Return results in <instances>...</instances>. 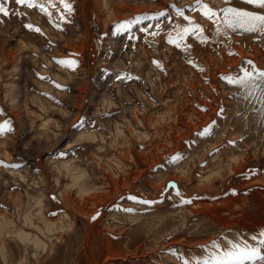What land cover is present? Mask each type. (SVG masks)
I'll list each match as a JSON object with an SVG mask.
<instances>
[{"label":"rangeland","instance_id":"rangeland-1","mask_svg":"<svg viewBox=\"0 0 264 264\" xmlns=\"http://www.w3.org/2000/svg\"><path fill=\"white\" fill-rule=\"evenodd\" d=\"M67 2L72 6L71 14L64 8L61 0H37V4H42L47 12L41 11L40 7L29 8L25 5L16 4L14 0H8L4 6L8 9L9 16L0 14V126L7 123L12 128V131H6L3 136H0V218L5 217V219L14 221L16 225L24 229H30L29 225L24 224V216L21 215L24 207L27 210L28 197L25 195L27 189L24 183H21L20 177L21 175H35L36 186H39L37 189H43L40 191V196L43 194V201L46 202L41 214L37 213V211L41 210L39 206L32 207L31 212L33 211L34 213H32L36 215H32L35 219L34 224L36 227H45V223L48 225L49 221H58L66 210L81 214L79 217L72 218V229L69 231L63 232L52 228L55 234L53 238L56 239L58 237L61 239L64 237L65 242L58 244L53 239L51 245L56 246V253L49 259L47 257L49 254H46V260L43 264H50L51 260L60 259L67 247V241L71 243V246L75 247L81 239H84L88 229L86 222L81 218L84 215L88 216V224H91V230L97 237L96 241H99L102 246L103 255L95 264H185V261H187V264H197V261L209 258L212 253L220 254L230 249L229 242L240 244L242 247L247 244L250 248L261 249L262 254H264V245L260 243L261 240H264V236L261 235V233H264V126H261L259 122V126L253 133L254 136H251V122L248 121L251 120L252 113L259 109L260 105L252 106V110L250 108L243 130L242 128L238 130L237 118L245 114L247 106L236 107L233 101L237 97L236 94L238 95L244 91L237 88L236 84L229 83L225 79L229 76L241 77L243 75L242 69L252 71L254 74L264 72V33L251 32L253 34L250 35V32H245L241 29L233 31L225 26L223 19V10L229 7L258 14H264V10L247 5L243 0H200L199 4L197 0H127L129 3L128 7L119 6L117 8H114V2H117L112 0H67ZM203 4H207L217 13V16L211 20L206 18L201 7ZM143 5H146L149 9L147 8L148 10L140 12L132 10L133 7L140 8ZM152 5L153 9L150 7ZM178 12H182L183 15H178ZM185 17H187V21ZM177 21L181 27H179L180 25L178 26V23L176 24ZM28 24L32 25V29L26 27ZM121 25L125 27H118ZM196 25L202 29V32L196 31L190 32L188 35L183 34L184 28L191 29ZM37 28L40 31H35ZM201 36L206 37V39L202 41L200 39ZM170 39L176 43H169ZM177 43H179V47L176 46ZM8 50H10L9 52H14L15 56L13 58L6 53ZM141 50L143 52L139 54ZM142 54L145 55L143 56ZM93 55L95 59H93ZM134 60L141 62L140 64L138 63V66L142 62L143 64L146 62L147 65L142 64L143 68L141 66L137 68V64L133 63ZM62 61H74L75 63L68 65L60 63ZM248 62H251V64ZM146 68L148 71L145 70ZM136 70L140 71L141 75L138 72L136 73ZM178 70L180 73L177 72ZM144 71L148 72L146 73L147 75ZM174 71L178 74L177 76ZM64 74L65 76H63ZM207 77L208 79L210 77L214 79L210 78L208 80ZM174 80L179 82H177L178 85ZM190 81L195 82L192 83ZM176 86L181 88L176 90ZM217 87L219 88L216 89ZM212 90L217 92L213 93ZM188 94L191 95L188 96ZM220 94L223 96L221 97ZM173 95H176V98ZM186 96L190 97L187 98L190 101L186 99ZM169 97L174 99L171 100ZM231 97L234 99L230 100ZM208 100H211V102ZM40 101L44 102L41 104ZM107 101L111 104L108 103L106 108ZM175 103L178 106L180 104V106H176ZM213 104L218 105L214 107ZM164 105L168 106L169 111L175 110L169 112L167 106L165 108ZM174 105L175 108H173ZM110 106L113 107L110 108ZM217 106L219 108H216ZM208 108L209 110L210 108L212 109L207 111ZM237 109H240V111ZM142 110L145 112L142 113ZM175 111L176 113H174ZM161 112L162 114L164 112L170 114L161 115ZM190 112L191 114L195 113L192 116ZM196 113L198 117H194L197 116L195 115ZM159 115L163 116L164 121ZM48 116L51 120L50 122H48ZM173 117L174 119H172ZM206 117L208 118L207 120ZM209 117H212V120ZM137 118L138 122H136ZM144 119L147 122L145 121L143 124ZM186 119L189 120L186 122ZM234 119L236 120L234 121ZM152 120L154 122H151ZM190 120L192 122L196 121L193 124ZM178 121L182 123L180 122L179 125ZM203 121L204 123H202ZM81 122L84 123L82 129L76 127ZM152 123L155 125H151ZM200 123L202 124L201 126ZM145 124L146 126H144ZM160 124L161 126H159ZM191 124L193 125L191 126ZM119 126H125L122 128L124 129L123 131L127 130L122 133L119 130ZM138 126H140L139 128H145V130L141 129L144 131H142L143 134H140L141 130L138 129ZM182 127L186 129L182 130ZM205 128H210V134L205 135V137L208 136L207 140L204 141L206 148L203 144L199 146L203 136L198 135ZM233 129H235L234 134ZM136 130L139 133L136 134ZM148 130L154 132H148ZM258 130L261 131L259 132ZM189 131L194 134L192 135ZM236 132H238L237 135ZM175 133L178 137L175 136ZM131 134H134L135 137L131 136ZM83 135H86V137ZM148 135L149 139L147 141L145 137ZM166 136H168L167 138L171 137L170 139L174 141V144L169 145L168 143L171 140L166 139ZM123 137H126L125 140L127 142ZM173 137H177V141L179 139L181 141L179 140V143L176 142L175 144ZM251 137L255 139L254 143ZM152 139L153 141H151ZM86 140H90L89 142L91 143ZM207 141L212 143L210 144ZM163 142L165 143L163 144ZM231 142L232 146L235 144L236 147H231ZM46 143L53 145L47 148L46 145L49 144ZM55 143L58 144L56 145ZM107 145L109 146L108 148ZM160 145L170 149V152L160 158L159 161H155L156 155L160 153L158 151L160 150ZM198 146L201 147V150L204 147L203 151L197 148L198 152H196L194 147ZM101 150H103L102 157L99 154ZM205 150L207 154H205ZM133 151H135L134 154H132ZM141 152L144 156L146 155L145 158L147 160V157H149L148 161L144 160L146 161L144 162L143 159L139 158L138 155ZM201 152L205 153L202 154ZM93 153L99 155H94ZM82 154L87 158L86 163L85 160L82 162L81 158L77 160V157ZM177 154L182 155L183 158L178 162H169V158ZM199 154H201L200 157L202 158H199ZM109 155L112 156L110 157ZM97 156H100V159ZM118 156L120 157L119 159H117ZM192 156L194 157L192 158ZM231 156L233 159H231ZM53 158L56 161L54 160V163L50 164L53 162ZM106 159L108 162L115 159L117 162L120 160V162L117 163L115 161L116 163L110 162L109 164ZM60 160L65 163L60 162ZM124 160H127V162ZM230 160H233V162ZM75 162L77 167H80L79 171L88 169L89 176L97 172L98 179H101H99L101 182L99 188L101 190L103 188L106 189V187L109 189L108 181L111 180L108 178L119 179L120 184L126 182L125 184L128 185L126 187L120 186L121 188L117 191H115V188L106 189L107 191L104 190L99 193L96 192L98 191L97 189H93V193L87 190L85 191V197L81 200L79 188L77 189V186L71 184L72 172L69 174L66 168L63 169L61 167L58 169V165H56L73 164ZM116 164L122 166V168ZM185 164H188L186 166L189 169L185 167L184 175L182 171ZM115 165L120 171L117 167L115 168ZM180 167L182 168L180 169ZM123 168L124 171H122ZM117 169L119 174L115 173ZM125 170L128 171L126 172ZM133 170H136V173ZM208 172L210 173L208 174ZM58 173L60 175L64 174L59 177ZM160 174H163V176L161 177ZM50 175L55 178L52 179ZM203 176H211V182L204 180ZM137 177L139 178L137 179ZM122 178L126 180L122 181ZM159 178H161L160 181ZM162 179L165 180L163 181ZM56 180L60 183V186L57 182V184L55 183ZM102 180L105 181L103 182ZM55 184L57 185L56 187ZM108 191L111 196H109ZM177 193L180 194L177 195ZM88 194H91V196H86ZM62 196H70L68 197L69 201L65 203ZM129 197H135V200L129 199ZM129 201H133V203ZM185 201H190V203ZM205 204L210 206H205ZM238 205H243V209L240 210ZM29 206L31 207L32 205H28V208ZM142 206H145L144 209L146 210L167 211L168 213L171 211L177 213L179 210L184 211L187 209L186 212H189L188 215L190 216L186 222L188 224L183 223L184 226H182L183 224L180 223L173 227L170 226V223H166V227L164 224L160 226L153 225V227L150 226L148 228L141 227L142 225L138 221L137 223L135 218L128 219L126 216L129 213L134 216L140 215ZM203 207L204 209H202ZM233 208H236V210H232ZM237 208L239 211H237ZM87 211L92 213L88 214ZM223 211H227L226 214L228 215L224 214ZM19 213L21 216L18 215ZM235 213L237 214V219L231 216ZM93 216L96 218L93 219ZM180 218L178 217L179 220H181ZM202 219L205 224L204 228L195 227L196 223ZM182 220L185 221L186 218ZM236 222H240V224L245 226H241L242 228L238 226L237 228L234 225L230 226ZM248 222L250 223L248 224ZM208 226L209 228H207ZM36 227H33L32 230H36V234L39 235L40 233L42 238L47 239ZM11 228L13 230V227ZM218 228L219 230H217ZM0 234L3 235V239L0 237L2 241L11 242L9 238L11 236L8 237L2 231H0ZM254 236L256 237L255 240L252 239ZM213 242L219 247L213 248ZM1 251L0 247V257L3 258V260L0 258V264H7L8 259L4 258L6 254ZM75 255L77 256V253ZM246 264H252V262L249 261Z\"/></svg>","mask_w":264,"mask_h":264},{"label":"bare ground","instance_id":"bare-ground-1","mask_svg":"<svg viewBox=\"0 0 264 264\" xmlns=\"http://www.w3.org/2000/svg\"><path fill=\"white\" fill-rule=\"evenodd\" d=\"M112 1H116L117 3H115L114 2V4H115V6H114V8H117V7H119V6H125V7H128V5H129V3L127 2V0H112ZM88 2V1H87ZM106 2V1H105ZM99 3H100V1H99ZM98 3V4H99ZM109 3V2H108ZM110 4V3H109ZM99 5H102V4H99ZM105 5H106V3H105ZM104 5V6H105ZM154 5V4H153ZM153 5L152 6H150L152 9H153ZM110 6V5H109ZM155 6V5H154ZM158 6V5H157ZM111 7V6H110ZM109 7V8H110ZM105 8V7H104ZM103 8V9H104ZM113 8V9H114ZM148 7L146 6V5H143V6H141L140 8H135V7H133L132 8V10L134 11V12H140V11H142V10H148L147 9ZM150 8V9H151ZM242 8V7H241ZM103 9H102V12H103ZM154 9H156V7H154ZM111 12V11H110ZM131 12V11H130ZM133 12V13H134ZM88 13V12H87ZM85 14V13H84ZM114 15V14H113ZM111 16V15H110ZM119 16H122V15H119ZM118 16V17H119ZM114 17V16H113ZM121 18V17H120ZM113 19V18H112ZM183 19V18H182ZM181 19V20H182ZM115 20V19H114ZM178 20V19H177ZM186 20V19H185ZM179 21H180V18H179ZM183 21V20H182ZM187 21V20H186ZM178 23V21L176 22V24ZM186 23V22H185ZM186 24H188V23H186ZM180 24L178 23V26H179ZM176 26V25H175ZM177 27V26H176ZM179 27H181V25L179 26ZM170 28V27H169ZM174 28V27H173ZM176 29V28H175ZM227 29V28H226ZM180 30V29H179ZM178 30V31H179ZM242 30V29H241ZM214 31V30H213ZM177 32V31H176ZM181 32V31H180ZM179 32V33H180ZM156 33V32H155ZM254 33V32H253ZM253 33H251L250 32V35H252ZM178 34V33H177ZM246 34V33H245ZM246 36V35H245ZM248 36V35H247ZM224 37V36H223ZM26 39V38H25ZM93 40V39H92ZM261 40V39H260ZM157 42V41H156ZM158 43V42H157ZM93 46V45H92ZM153 46V45H152ZM138 47V46H137ZM251 47V46H250ZM140 48V47H139ZM92 49V48H91ZM141 49V48H140ZM214 49H215V47H214ZM221 50V49H220ZM10 50H8V51H6V53H8V55H9V57H14L15 55L13 54L14 52H9ZM92 51H93V49H92ZM95 51V50H94ZM139 51V50H138ZM152 51V50H151ZM254 51V50H253ZM257 51V50H256ZM141 52H143L142 50L140 51V53L139 54H141ZM147 52V51H146ZM145 53V52H144ZM243 53V52H242ZM148 54V53H147ZM226 54V53H225ZM88 55V54H87ZM137 55H138V53H137ZM143 56L145 55V54H142ZM153 55V54H152ZM140 56V55H139ZM148 56V55H147ZM156 56H158V55H156ZM8 57V58H9ZM133 57V56H132ZM146 57V56H145ZM160 57H162V56H160ZM140 58H143V57H140ZM231 58V57H230ZM93 59H95V56L93 55ZM149 59H150V57H149ZM234 59V58H233ZM20 60V59H19ZM137 60H139V59H137ZM136 60V61H137ZM151 60V59H150ZM220 60V59H219ZM135 60L133 61V63L135 62L136 64H137V66H138V63H139V61L138 62H136ZM146 61V60H145ZM152 61V60H151ZM163 61V60H162ZM226 61V60H225ZM228 61V60H227ZM234 61H235V59H234ZM150 62V61H149ZM238 62V61H237ZM134 63V64H135ZM141 63V62H140ZM139 63V64H140ZM145 64H146V62H144ZM157 63V62H156ZM166 63V62H165ZM199 63V62H198ZM135 64V65H136ZM142 64H143V62H142ZM141 64V65H142ZM145 64H143V65H145ZM152 64V63H151ZM134 65V66H135ZM140 65V66H141ZM147 65V64H146ZM205 65V64H204ZM219 65V64H218ZM15 66H17V65H15ZM140 66H138L137 68H139ZM177 66H178V64H177ZM142 67V66H141ZM148 67V66H147ZM131 68V67H130ZM143 68V67H142ZM150 68V67H149ZM184 68V67H183ZM217 68V67H216ZM181 69V68H180ZM185 69V68H184ZM183 69V70H184ZM225 69V68H224ZM62 70V69H61ZM64 70V69H63ZM134 70V69H133ZM132 70V71H133ZM139 70V69H138ZM140 70L141 71H143V69H141L140 68ZM145 70H147V68L145 69ZM152 70L154 71V69L152 68ZM188 70V69H187ZM148 71V70H147ZM219 71V70H218ZM135 72V71H134ZM138 71L136 70V73H137ZM145 72V71H144ZM178 73H180V71L178 70L177 71ZM183 72H185V71H183ZM191 72V71H190ZM133 73V72H132ZM138 73H140V71L138 72ZM146 73H148V72H145V74ZM150 73V72H149ZM153 73V72H152ZM193 73V72H192ZM192 73H189V74H192ZM218 73V72H217ZM67 74V73H66ZM134 74V73H133ZM145 74H144V76H145ZM174 74H176V76L178 75L177 73H176V71H174ZM187 74H188V72H187ZM139 75H141V73L139 74ZM147 75V74H146ZM149 75V74H148ZM183 75H184V73H183ZM63 76H65V74L63 75ZM142 76H143V74H142ZM191 76V75H190ZM146 77H148V76H146ZM161 77V76H160ZM206 77V76H205ZM67 78V77H66ZM139 78V77H138ZM184 78V77H183ZM186 78H188V77H186ZM196 78V77H195ZM204 78V77H203ZM210 78H212V77H210ZM209 78V79H210ZM190 79H191V77H190ZM207 79H208V77H207ZM208 79V80H209ZM212 79H214V78H212ZM211 79V80H212ZM187 80V79H186ZM192 80V79H191ZM175 82H176V80H174ZM181 81V80H180ZM197 81V80H196ZM213 81V80H212ZM147 82V81H146ZM178 82V81H177ZM176 82V83H177ZM190 82H195V81H190ZM209 82V81H208ZM207 82V83H208ZM153 83V82H152ZM179 83V82H178ZM178 83H177V85H178ZM186 83V82H185ZM191 83V84H192ZM210 83H213V82H210ZM160 84V83H159ZM182 84V83H181ZM187 84V83H186ZM190 84V85H191ZM195 84V83H194ZM209 85V84H208ZM211 85V84H210ZM231 85H233V84H231ZM230 85V86H231ZM185 86V85H184ZM214 86V85H213ZM215 86H216V84H215ZM235 86V85H234ZM164 87V86H163ZM177 87V86H176ZM195 87V86H194ZM206 87V86H205ZM204 87V88H205ZM208 87V86H207ZM226 87H228V86H226ZM237 88H239V86H236ZM171 88V87H170ZM178 88H181V87H177V89L176 90H179ZM188 88H189V85H188ZM219 87H217L216 89H218ZM231 88V87H230ZM230 88H229V90H230ZM234 88V87H233ZM165 89V88H164ZM173 89H174V87H173ZM208 89V88H207ZM212 89V88H211ZM234 89H236V88H234ZM240 89V88H239ZM166 90V89H165ZM172 90V89H171ZM181 90V89H180ZM192 90V89H191ZM195 90V89H194ZM214 90V89H213ZM213 90H212V92H213ZM231 90H232V88H231ZM163 91V90H162ZM169 91V90H168ZM182 91H183V89H182ZM181 91V92H182ZM189 91H190V88H189ZM205 91V90H204ZM206 91H208V90H206ZM215 91V90H214ZM240 91V90H239ZM172 92H175V91H172ZM185 92V91H184ZM188 92V91H187ZM194 92H196V91H194ZM209 92H211L210 90H209ZM217 92V91H216ZM216 92H213V93H216ZM220 92V91H219ZM218 92V93H219ZM229 92H231V91H229ZM237 92H238V90H237ZM236 92V93H237ZM179 93V92H178ZM217 93V94H218ZM226 93V92H225ZM232 93V92H231ZM235 93V94H236ZM163 94V93H162ZM168 94V93H167ZM180 94V93H179ZM184 94V93H183ZM185 94H186V92H185ZM196 94V93H195ZM205 94V93H204ZM209 94V93H208ZM216 94V95H217ZM227 94V93H226ZM234 94V93H233ZM232 94V95H233ZM243 94H244V92H240V94H236V96L238 97H236L235 95V97H236V99H234L233 97H231L230 98V100H233L234 99V101L233 102H235L234 104H236V107H240V106H242V105H245V106H247L246 107V112H244L245 114H243V115H241V116H239L238 114V118H237V125H238V130H240L241 128H242V130H243V128H244V126H245V123H246V117H247V114H248V112H249V110H250V108L252 107V106H255V105H260L258 108L259 109H256L255 111H254V113H252V117L250 118L249 116V118L251 119V120H248V121H250L251 122V136H254V132H255V130L257 129V127L259 126L258 124H259V122L261 123L260 125L261 126H264V117H262L261 116V107H262V105H261V102H260V100H259V97H260V95H261V93H260V91H259V89H256V90H254V93H253V96L252 97H250L248 100H245V99H243L242 98V96H243ZM117 95V94H116ZM153 95V94H152ZM159 95V94H158ZM189 95H191V94H188V96ZM197 95V94H196ZM199 95H201V94H199ZM231 95V96H232ZM37 96V95H36ZM162 96V95H161ZM161 96H159V97H161ZM165 96V95H164ZM163 96V97H164ZM174 96V95H173ZM176 96V95H175ZM174 96V98H176ZM194 96V95H193ZM209 96V95H208ZM208 96H206V97H208ZM211 96H213V95H211ZM220 96H221V94H220ZM223 96V95H222ZM221 96V97H222ZM226 96V95H225ZM228 96H230V95H228ZM35 97V96H34ZM77 97H79V96H77ZM179 97V96H178ZM192 97V96H191ZM205 97V98H206ZM108 98V97H107ZM120 98V97H119ZM170 98V97H169ZM174 98H172V99H174ZM187 98H190V97H187L186 96V99ZM204 98V99H205ZM209 98H211L210 96H209ZM33 99V98H32ZM162 99V98H161ZM161 99H160V101H161ZM165 99V98H164ZM167 99V98H166ZM171 99V98H170ZM170 99H168V100H170ZM171 99V100H172ZM185 99V98H184ZM185 99V100H186ZM204 99H203V101H204ZM207 99V98H206ZM221 99V98H220ZM223 99V98H222ZM229 99V98H228ZM44 100V99H43ZM78 100V99H77ZM181 100H183V99H181ZM187 100H189L190 101V99H187ZM200 100V99H199ZM215 101H216V99H214ZM13 101V100H12ZM45 101V100H44ZM44 101H40V103L42 104V102H44ZM163 101V100H162ZM161 101V102H162ZM165 101V100H164ZM176 102H178L177 100H175ZM184 101V100H183ZM182 101V102H183ZM188 101V102H189ZM208 101H210L211 102V100H208ZM219 101V100H218ZM14 102V101H13ZM160 102V103H161ZM187 102V103H188ZM191 102H192V100H191ZM220 102V101H219ZM232 102V103H233ZM108 103H110V102H108L107 101V103H106V105L108 104ZM162 103H164V102H162ZM166 104L167 103H169V102H165ZM186 103V104H187ZM208 103V102H207ZM229 103V102H228ZM14 104V103H13ZM46 104V103H45ZM111 104V103H110ZM114 105H115V103H113ZM118 104H119V102H118ZM170 104V103H169ZM193 104V103H192ZM202 104V103H201ZM204 105H205V103H203ZM212 104V103H211ZM218 104H220V103H218ZM218 104H213L214 105V107L216 106V105H218ZM175 105H176V103H175ZM175 105H174V107L173 108H175ZM197 105V104H196ZM208 105H209V103H208ZM222 105V104H221ZM35 106V105H34ZM43 106V105H42ZM116 106V105H115ZM114 106V107H115ZM122 106V105H121ZM165 106V108H166V106L167 105H164ZM163 106V107H164ZM176 106H178V104L176 105ZM179 106H180V104H179ZM178 106V107H179ZM190 106V105H189ZM199 106V105H198ZM104 107V106H103ZM108 107V105L106 106V108ZM111 107H113V106H110V108ZM118 107V106H117ZM161 107V106H160ZM159 107V108H160ZM185 107V106H184ZM195 107V106H194ZM203 107V106H202ZM205 108H206V106H204ZM207 107H210V106H207ZM233 107H235V105H233ZM232 107V108H233ZM256 107V106H255ZM45 108V107H44ZM80 108V107H79ZM171 108H172V106H171ZM192 108V107H191ZM205 108H204V110H205ZM216 108H219L218 106L216 107ZM41 110H42V108H40ZM48 109H49V107H48ZM142 109V108H141ZM162 109V108H161ZM177 109V108H176ZM188 109H190V108H188ZM212 108H210V110H211ZM234 109V108H233ZM232 109V110H233ZM241 109V108H240ZM240 109H237V110H239L240 111ZM243 109H245V108H243ZM47 110V109H46ZM145 110V109H144ZM150 110V109H149ZM158 110V109H157ZM166 110V109H165ZM167 110H168V106H167ZM175 110V109H174ZM173 110V111H174ZM187 110V109H186ZM209 110V108H208V110L207 111H210ZM231 110V111H232ZM251 110H252V108H251ZM35 111V110H34ZM131 111V110H130ZM136 111V110H135ZM139 111V110H138ZM147 111V110H146ZM169 111V110H168ZM171 111V110H170ZM169 111V112H170ZM173 111H171V112H173ZM189 111H191V109L189 110ZM194 111H195V109H194ZM206 111V110H205ZM219 111V110H218ZM228 111V110H227ZM230 111V113L232 114V112ZM236 111V110H235ZM36 112V111H35ZM41 112V111H40ZM39 112V113H40ZM48 112V111H47ZM47 112H46V114H47ZM81 112V111H80ZM145 112V111H144ZM143 112V110H142V113H144ZM155 112H156V110H155ZM179 112V111H178ZM177 112V113H178ZM197 112V111H196ZM212 112V111H211ZM211 112H209V113H211ZM32 113H34L33 111H32ZM43 113H44V111H43ZM43 113H42V115H43ZM137 113V112H136ZM139 113V112H138ZM141 113V112H140ZM147 113V112H146ZM152 113V112H151ZM165 113H167V112H164L163 114H165ZM174 113H176V111L174 112ZM174 113H171V114H174ZM180 113H181V111H180ZM180 113H178L179 114V116H181V114ZM186 113V112H185ZM184 113V114H185ZM188 113V112H187ZM195 113V112H194ZM194 113H192L193 115H194ZM208 113V114H209ZM234 113V112H233ZM24 114V113H23ZM35 114V113H34ZM130 114V113H129ZM160 114V113H159ZM162 114V112H161V115H163ZM167 114H170V113H167ZM167 114H165V115H167ZM190 114H191V112H190ZM191 114V115H192ZM236 114V113H235ZM234 114V115H235ZM251 114V113H250ZM15 115V114H14ZM36 115V114H35ZM38 115V114H37ZM48 115H50V114H48ZM128 115V114H127ZM132 115V114H131ZM135 116H136V114H134ZM150 115H152V114H150ZM156 115V114H155ZM158 115V114H157ZM186 115H188V114H186ZM192 115V116H193ZM195 115H197V113L195 114ZM236 115V116H237ZM149 116V115H148ZM154 116V115H153ZM171 116H173V115H171ZM182 116H184V115H182ZM191 116V117H192ZM200 116V115H199ZM131 117V116H130ZM137 117V116H136ZM145 117V116H144ZM150 117V116H149ZM158 117V116H157ZM159 117H161L160 115H159ZM158 117V118H159ZM175 117V116H174ZM174 117L172 118V119H174ZM194 117H198V115L197 116H194ZM203 117V116H202ZM234 117V116H233ZM49 118V116L47 117V119ZM126 118V117H125ZM132 118V117H131ZM143 118V117H142ZM155 118V117H154ZM153 118V119H154ZM167 118H168V116H167ZM170 118V117H169ZM184 118V117H183ZM182 118V119H183ZM210 118V117H209ZM212 118V117H211ZM210 118V120H212ZM231 118H232V116H231ZM248 118V119H249ZM27 119V118H26ZM134 119V118H133ZM161 119H162V121H164L163 120V116L161 117ZM160 119V120H161ZM165 119V118H164ZM171 119V118H170ZM170 119H168L169 121H170ZM190 119V118H189ZM188 119V120H189ZM196 119V118H195ZM202 120H203V118H201ZM208 118L206 117V120H207ZM30 120V119H29ZM43 120V119H42ZM125 121H126V119H124ZM139 120H140V118H139ZM149 120V119H148ZM156 120V119H155ZM177 120V119H176ZM187 119H186V122L188 121ZM210 120H208V121H210ZM222 120V119H221ZM226 120V119H225ZM236 119H234V121H235ZM51 120H50V118H49V120H48V122H50ZM122 121V120H121ZM146 121V119H144V121H143V124H144V122ZM181 121H183V120H181ZM180 121V122H181ZM195 121L196 120H194V122H192L191 120H190V122L191 123H195ZM227 121H228V119H227ZM234 121H233V123H234ZM44 122V121H43ZM124 122V121H123ZM136 122H138V118H137V121ZM147 122V121H146ZM148 122H150V121H148ZM151 122H154L153 120L151 121ZM156 122V121H155ZM166 122H167V120H166ZM180 122L178 121V123H179V125H180ZM198 122V121H197ZM249 122V123H250ZM28 123H30V122H28ZM126 123V122H125ZM164 123V122H163ZM176 123V122H175ZM182 123V122H181ZM199 123V122H198ZM202 123H204V121L202 122ZM210 123V122H209ZM48 124V123H47ZM121 124V123H120ZM124 124V123H123ZM147 124V123H146ZM146 124L144 125V126H146ZM171 124V123H170ZM174 124V123H173ZM193 124H191V126L193 125ZM197 124V123H196ZM207 124V123H206ZM231 124V123H230ZM31 125V124H30ZM140 125V124H139ZM151 125H153V123L151 124ZM155 125V124H154ZM153 125V126H154ZM158 125V124H157ZM157 125H156V127H157ZM182 125V124H181ZM184 125V124H183ZM190 125V124H189ZM202 124L200 123V126H201ZM204 125V124H203ZM131 126V125H130ZM134 126V125H133ZM152 126V127H153ZM159 126H161V124L159 125ZM170 126V125H169ZM176 126H178V124H176ZM196 126V125H195ZM234 126V125H233ZM120 127V131H122V133L123 132H125V131H123L124 129H122V128H124V127H122V126H119ZM136 127V126H135ZM140 126H138V129L139 130H141L142 128H139ZM155 127V128H156ZM162 127H164V126H162ZM172 127V126H171ZM170 127V128H171ZM183 127H185V126H183ZM182 127V128H183ZM187 127H189V126H187ZM198 127H199V125H198ZM229 127V126H228ZM116 128V127H115ZM137 128V127H136ZM149 128V127H148ZM159 128V127H158ZM179 128V127H178ZM180 128H181V126H180ZM179 128V129H180ZM191 128V127H190ZM233 128V127H232ZM137 129V130H138ZM144 130H145V128H143ZM164 129H165V127H164ZM169 129V128H168ZM174 129V128H173ZM178 129V130H179ZM184 129H186V128H183L182 130H184ZM136 130V131H137ZM147 130V129H146ZM155 130V129H154ZM177 130V131H178ZM188 130V129H187ZM190 130V129H189ZM235 129H233V134H234V131ZM241 130V131H242ZM249 130V129H248ZM249 130V131H250ZM101 131V130H100ZM116 131H118L117 129H116ZM120 131H118L119 133H121ZM131 131H132V129H131ZM135 131V132H136ZM143 130H141L140 131V134L142 133L143 134V132H142ZM150 130H148V132H149ZM161 132H162V130H160ZM166 131V130H165ZM170 131V130H169ZM171 131H172V129H171ZM174 131V130H173ZM192 131V130H191ZM191 131H189V132H191ZM199 131V130H198ZM237 131V130H236ZM259 132L261 131V130H258ZM128 132V131H127ZM127 132H126V134H127ZM146 132V131H145ZM150 132H154V131H150ZM176 132V131H175ZM188 132V133H189ZM197 132V131H196ZM86 133V132H85ZM95 133V132H94ZM93 133V134H94ZM121 133V134H122ZM137 133H139L138 131L136 132V134ZM147 133V132H146ZM160 133V132H159ZM165 134H166V132H164ZM181 133V132H180ZM186 133V132H185ZM198 133V132H197ZM200 133V132H199ZM226 133V132H225ZM237 133L238 132H236V135H237ZM241 133V132H240ZM248 133V132H247ZM257 133V132H256ZM129 134V133H128ZM155 134H156V132H155ZM162 134V133H161ZM161 134H160V136H161ZM169 134H171V132H169ZM168 134V136H170ZM176 134V133H175ZM174 134V135H175ZM181 134H183V133H181ZM180 134V135H181ZM191 134H192V132H191ZM194 134V133H193ZM192 134V135H193ZM219 134V133H218ZM97 135V134H96ZM107 135V134H106ZM113 135V134H112ZM134 136V134H131V136ZM152 135H153V133H152ZM163 136H164V134H162ZM186 135V134H185ZM192 135H190V136H192ZM223 135H225V134H223ZM247 135H249V134H247ZM84 137H86V135H83ZM82 136V137H83ZM88 136V135H87ZM102 136V135H101ZM123 136V135H122ZM139 136H142V135H139ZM168 136H166V139H170V138H167ZM175 136H177L178 137V135L176 134ZM174 136V137H175ZM182 136V135H181ZM180 136V137H181ZM250 136V135H249ZM90 138H91V136H89ZM112 137H114V136H112ZM117 137V136H116ZM135 137V136H134ZM137 137V136H136ZM159 137V136H158ZM173 137V138H174ZM177 137L176 138H174V140H175V144H176V142L177 143H179L178 141L180 140H178L177 141ZM183 137V136H182ZM218 137V136H217ZM256 137H257V135H256ZM264 137V136H263ZM262 137V138H263ZM118 138V137H117ZM124 138V137H123ZM126 138V137H125ZM125 138H124V140H125ZM127 138H128V136H127ZM133 138V137H132ZM145 138H147V141H148V139H149V135L148 136H146ZM152 138V137H151ZM157 138V137H156ZM161 138V137H160ZM163 138V137H162ZM165 138V137H164ZM199 138V137H198ZM207 138H208V136L207 137H205V136H203V140L201 139V141H200V144H199V146H201V144H203V146L205 147V145H204V141H206L207 140ZM211 138H214V137H211ZM221 138V137H220ZM223 138H224V136H223ZM252 138V137H251ZM89 139V138H88ZM95 139V138H94ZM104 139V138H103ZM116 139V138H115ZM121 139V138H120ZM120 139H118V140H120ZM130 139H131V137H130ZM159 139V138H158ZM157 139V140H158ZM186 139V138H185ZM200 139V138H199ZM91 140V139H90ZM90 140H86L88 143H91V142H89ZM93 140V139H92ZM95 140H97V139H95ZM118 140H116V141H118ZM123 140V139H122ZM142 140V139H141ZM145 140V139H144ZM171 140V139H170ZM211 140V139H210ZM220 140V139H219ZM246 140H248V139H246ZM257 140V139H256ZM259 140V139H258ZM99 141V140H98ZM98 141H96V142H98ZM121 141V140H120ZM126 141V140H125ZM132 141V140H131ZM151 141H153V139L151 140ZM167 141V140H166ZM169 141V140H168ZM181 141V140H180ZM185 141V140H184ZM196 141V140H195ZM197 141H199V140H197ZM212 141V140H211ZM211 141H207V142H210V144L212 143ZM213 141H214V139H213ZM222 141H223V139H222ZM251 141V140H250ZM253 141H255V139H253L252 138V142ZM48 142H49V140H48ZM93 142H94V140H93ZM127 142V141H126ZM137 142H139V141H137ZM158 142V141H157ZM225 142V141H224ZM261 142V141H260ZM263 142V141H262ZM100 143V142H99ZM105 143H107V142H105ZM124 144H125V142H123ZM134 143V142H133ZM165 142H163V144H164ZM215 143V142H214ZM247 143V142H246ZM254 143V142H253ZM258 143V142H257ZM46 144H49V143H46ZM56 144V143H55ZM58 144V143H57ZM56 144V145H57ZM92 144H94V143H92ZM128 144V143H127ZM155 144V143H154ZM169 145H172V144H174V141L173 140H171V141H169V143H168ZM53 144H49V145H46V147L48 148V147H51ZM95 145V144H94ZM93 145V146H94ZM103 145V144H102ZM108 145H111V144H108ZM107 145V148L109 147ZM126 145V144H125ZM145 145H147V144H145ZM152 145V144H151ZM156 145V144H155ZM154 145V146H155ZM169 145H167V146H169ZM191 145V144H190ZM197 145V144H196ZM231 147H236L235 146V144H234V146H232L233 144H232V142H231ZM229 145V146H230ZM252 145V144H251ZM256 145V144H255ZM90 146H92V145H90ZM105 146V145H104ZM112 146V145H111ZM117 146V145H116ZM115 146V147H116ZM149 146V145H148ZM156 146H158V145H156ZM194 147V149H196V152H198V149L197 148H199V150H201V147ZM202 146V147H203ZM214 146V145H213ZM259 146V145H258ZM96 147V146H95ZM98 147H100V146H98ZM97 147V148H98ZM125 147V146H124ZM126 147H128V146H126ZM173 147V146H172ZM175 147V146H174ZM177 147V146H176ZM193 147V146H192ZM203 147V148H204ZM209 147H210V145H209ZM238 147V146H237ZM261 147V146H260ZM55 148V147H54ZM94 148V147H93ZM103 148V147H102ZM106 148V147H105ZM129 148V147H128ZM132 148H133V146H132ZM151 148V147H150ZM159 148H160V150H158L160 153L158 154V155H156V160L155 161H159L160 160V158H162L163 156H165L168 152H170V149H167L165 146H163V145H160L159 146ZM203 148H202V150L201 151H203ZM206 148V147H205ZM89 149V148H88ZM88 149H87V151H88ZM92 149V148H91ZM110 149V148H109ZM131 149V148H130ZM129 149V150H130ZM136 149V148H135ZM227 149V148H226ZM225 149V150H226ZM234 149H236V148H234ZM241 149V148H240ZM257 149H258V147H257ZM85 150V149H84ZM96 150V149H95ZM98 150V149H97ZM111 150V149H110ZM121 150V149H120ZM173 150H174V148H173ZM208 150V149H207ZM244 150V149H243ZM243 150H242V152H243ZM67 151V150H66ZM102 151L103 150H101V153H99L98 151V153L100 154V156L102 155L103 156V154H102ZM104 151H105V149H104ZM123 152H124V150H122ZM183 151V150H182ZM190 151V150H189ZM206 151V150H205ZM85 152V151H84ZM96 152V151H95ZM130 152H131V150H130ZM129 152V153H130ZM172 152V151H171ZM195 152V153H196ZM209 152V151H208ZM81 153V152H80ZM86 153V152H85ZM84 153V154H85ZM91 153H92V151H91ZM135 153V151H133V153L132 154H134ZM200 153V152H199ZM202 154L203 153H205V152H201ZM227 153V152H226ZM237 154H238V152H236ZM240 153V152H239ZM255 153V152H254ZM79 154V153H78ZM84 154H82V155H80V157H77V160H78V158H81L80 160L83 162L84 160H85V163L87 162L86 161V157H85V155ZM94 155H96L95 153H93ZM99 154H97V155H99ZM138 154H140V153H138ZM141 154H142V152H141ZM138 155L139 156V158L140 159H143V161L144 160H147L146 158H145V156H144V154H142V155ZM198 154V153H197ZM205 154H207V151H206V153ZM216 154V153H215ZM235 154V153H234ZM240 154H242V153H240ZM105 155V154H104ZM122 155V154H121ZM125 155V154H124ZM136 155V154H135ZM151 155V154H150ZM154 155V154H153ZM169 155H170V153H169ZM217 155L219 156V154L217 153ZM221 155V154H220ZM236 155V154H235ZM239 155V154H238ZM100 156L98 157L97 156V158H99L100 159ZM101 156V157H102ZM107 156H108V154H107ZM110 156V155H109ZM112 156V155H111ZM110 156V157H111ZM115 156V155H114ZM117 156V155H116ZM123 156V155H122ZM197 156V155H196ZM199 156V158H202V157H200L201 156V154H199L198 155ZM239 156H241V155H239ZM242 156H244V155H242ZM89 157V156H88ZM96 157V156H95ZM105 157V156H104ZM135 157V156H134ZM137 157V156H136ZM154 157H155V155H154ZM194 156H192V158H193ZM214 158H215V156H213ZM51 158V157H50ZM55 158V157H54ZM53 158V162H51L50 163V161H49V163L50 164H52V163H54V159ZM108 158V157H107ZM112 158H114V157H112ZM120 157L118 156V158L117 159H119ZM148 158V160H149V157H147ZM153 158V157H152ZM93 159V158H92ZM111 159V158H110ZM127 159V158H126ZM168 159V158H167ZM231 159H233L232 158V156H231ZM73 160H75V159H73ZM89 160H91V159H89ZM107 160V159H106ZM147 160V161H148ZM204 160V159H203ZM214 160V159H213ZM212 160V161H213ZM220 160H222V159H220ZM51 161H52V159H51ZM56 161V160H55ZM59 161V160H58ZM58 161H57V163H58ZM104 161H105V159H104ZM117 162V160L115 159L114 161H110V162ZM121 161H123V159H121ZM125 161V160H124ZM129 161H131V160H129ZM128 161V162H129ZM230 161H232L233 162V160H230ZM60 162H63V163H65L64 161H61L60 160ZM93 162V161H92ZM95 162H96V160H95ZM107 162H108V160H107ZM110 162H108L109 164H110ZM115 162V163H116ZM119 162H120V160H119ZM119 162H117V163H119ZM125 162H127V160L125 161ZM124 162V163H125ZM141 162V161H140ZM144 162H146V161H144ZM154 162V161H153ZM211 162V161H210ZM214 162V161H213ZM49 163H47V164H49ZM90 163V162H89ZM100 163V162H99ZM122 163V162H121ZM148 163H152V162H148ZM148 163H146V164H148ZM155 163V162H154ZM200 163V162H199ZM225 163V162H224ZM44 164V163H43ZM46 164V165H47ZM83 164V163H82ZM94 164V163H93ZM56 165H58V169L59 168H61V167H63V169L64 168H66V170H68L67 171V173L69 172V174H71L70 172H72V185L74 186H77V189H78V191L80 192V199L81 200H83V198L85 197V191H92L93 189H97L98 191H96V192H102V191H104V190H106L107 189V187H106V185H104L105 187H106V189L105 188H103V190H101L99 187L101 186V182L99 181V179H98V177H97V172L96 173H92L91 174V176H89V173H88V169L85 171L84 169L82 170V171H79V168L77 167V164H76V162L75 163H67V164H56ZM92 165V164H91ZM90 165V166H91ZM105 165H106V163H105ZM117 166H118V164H116ZM115 165V168L117 167ZM125 165V164H124ZM131 165V164H130ZM129 165V166H130ZM136 165V164H135ZM182 165H184V164H182ZM182 165H179V166H182ZM186 165H188V164H185V166H184V169H183V174L185 173V171H186V168H187V166ZM79 166V165H78ZM87 166H88V163H87ZM93 166V165H92ZM108 166V165H107ZM114 166V165H113ZM120 166V165H119ZM118 166V167H119ZM126 166V165H125ZM147 166V165H146ZM171 166V165H170ZM215 166H216V163H215ZM217 166H218V164H217ZM100 167V166H99ZM109 167V166H108ZM117 167V168H118ZM121 168H122V166H120ZM186 167V168H185ZM48 168V167H47ZM57 168V167H56ZM101 168V167H100ZM127 168V167H126ZM133 168V167H132ZM182 167H180V169H181ZM86 169V168H85ZM91 169V168H90ZM89 169V170H90ZM93 169V168H92ZM119 169V168H118ZM118 169H117V172H115L116 174L120 171V169H119V171H118ZM176 169V168H175ZM187 169H189V167L187 168ZM207 169V168H206ZM214 169V168H213ZM46 170H48V169H46ZM51 170V169H50ZM56 170V169H55ZM111 170H113L112 168H111ZM116 170V169H115ZM132 170V169H131ZM232 170V169H231ZM122 171H124V168L122 169ZM126 172L128 171V170H125ZM134 171V170H133ZM136 171V170H135ZM134 171V172H135ZM170 171V170H169ZM217 171V170H216ZM57 172V171H56ZM62 172V171H61ZM108 172V171H107ZM164 172V171H163ZM51 173V172H50ZM49 173V174H50ZM60 173V172H59ZM58 173V175H60ZM98 173H99V171H98ZM105 173V172H104ZM122 173V172H121ZM120 173V174H121ZM125 173V172H124ZM136 173V172H135ZM141 173L142 174H144V172H142L141 171ZM187 173H188V171H187ZM210 172H208V174H209ZM216 173V172H215ZM62 174H64V173H62ZM61 174V175H62ZM102 174V173H101ZM105 174H107V173H105ZM114 174V173H113ZM119 174V173H118ZM207 174V175H208ZM37 175V174H36ZM55 175H57V174H55ZM57 175V176H58ZM59 176V177H62V176ZM137 175H138V173H137ZM139 175H140V173H139ZM161 175V177L163 176V174H160ZM185 175V174H184ZM187 175V174H186ZM217 175V174H216ZM35 176V175H34ZM34 176H29V175H21V183L23 184L24 183V185H25V187H26V191H25V195H27V197H28V201H27V204L28 205H32L31 207L29 206V208H31V209H29L28 208V205H27V210H25V207H24V210L23 209H21V210H23V211H21L22 213H21V215H23L24 216V220H23V218H22V220H23V222H24V224L25 225H29L28 227L30 228V229H24L23 227H21V226H18V225H16V223L14 222V221H10V220H7V219H5V217L4 218H0V231H2V232H4V233H6L7 234V236L9 237V236H11V237H9L10 239H11V242L10 243H7V242H5V241H2L1 239H0V247H1V252H3L4 254H6V255H4L5 257V259L7 260V264H43L44 263V261L46 260L45 259V256H46V254L48 255L47 257H48V259L51 257V256H53V255H55V253H56V250H55V245H51V242L53 241V239H55V238H53L54 236H55V234L53 233V229H59V230H61V231H63V232H65V231H69V230H71L72 229V224H73V219L72 218H75L76 216L77 217H79L81 214H78L77 212H74V211H72V212H70V210H66L64 213H62V217L61 218H59V220L58 221H49L48 222V225H47V223H45L46 225H45V227H38V230H40V232L41 233H43L46 237H47V239H45V238H42L41 237V234L39 233V235L38 234H36L37 232H36V230H32V228L33 227H36L35 226V224H34V218H33V216H36V215H34L32 212H31V210H32V207H35V206H39L40 207V209L41 210H39V211H37V213L38 214H41L42 212H43V208H44V206H45V204H46V202H44L43 200H44V198H43V194H42V196H40V191L41 190H43V189H41V190H38L37 188L39 187H37L36 186V180H35V177ZM38 176V175H37ZM51 176V175H50ZM66 176H68L67 174H66ZM115 176V175H114ZM121 176V175H120ZM133 176V175H132ZM142 176V175H141ZM39 177V176H38ZM52 177V176H51ZM103 177V176H102ZM117 177V176H116ZM118 177H119V175H118ZM126 177V176H125ZM127 177H128V174H127ZM189 177V176H188ZM213 177V176H212ZM50 178V177H49ZM53 178H55V177H52V179ZM104 178H106L105 176H104ZM103 178V179H104ZM134 178H136V176H134ZM139 177H137V179H138ZM203 178H204V180H207V182L209 181V182H211L210 181V179H211V176H207V177H205V176H203ZM38 179V178H37ZM57 179H59V178H57ZM70 179H71V177H70ZM109 180H111V181H108L109 183H108V186H109V189L110 188H115V191H117L119 188H121L120 186H124V187H126L128 184H123V183H121L120 184V181H119V179L118 180H115V179H113V178H108ZM123 179V178H122ZM160 179L161 178H159V181H160ZM258 179V178H257ZM101 180V179H100ZM126 180V179H125ZM124 179L122 180V181H125ZM131 180H132V178H131ZM163 180V179H162ZM161 180V181H162ZM165 180V179H164ZM163 180V181H164ZM167 180V179H166ZM47 181V180H46ZM61 181V180H60ZM65 181V180H64ZM103 181V180H102ZM105 181V180H104ZM103 181V182H104ZM121 181V182H122ZM202 181V180H201ZM38 182V181H37ZM52 182V181H51ZM50 182V183H51ZM58 183V181L56 180L55 181V183ZM63 182V181H62ZM135 182V181H134ZM169 182V181H168ZM42 183V182H41ZM44 183V182H43ZM56 183V184H57ZM67 183V182H66ZM106 183V182H105ZM158 183V182H157ZM166 183V182H165ZM202 183H203V181H202ZM206 183V182H205ZM204 183V184H205ZM38 184V183H37ZM47 184V183H46ZM52 184V183H51ZM55 184V187L57 186ZM59 184V186H60V183H58ZM70 184V185H71ZM23 185V186H24ZM64 186V185H63ZM204 186H206V185H204ZM41 187V186H40ZM68 187H70V186H68ZM160 187V186H159ZM40 189V188H39ZM68 189V188H67ZM76 189V188H75ZM77 189H76V191H77ZM109 189H107V190H109ZM58 190V189H57ZM106 190V191H107ZM129 190V189H128ZM65 191H66V189H65ZM58 192V191H57ZM78 192V193H79ZM94 191H92L91 193H93ZM109 192V191H108ZM77 193V194H78ZM109 194V196H111L110 195V192L108 193ZM111 194H112V192H111ZM120 194H121V192H120ZM61 195V194H60ZM93 195V194H92ZM78 196V195H77ZM86 196H91V194H88V195H86ZM68 197H70V196H62V199L65 201V203L66 202H68L69 200H68ZM73 199H75V200H77L76 198H73ZM25 200H26V197H25ZM129 200V199H128ZM177 200H179V199H177ZM175 201H176V199H175ZM126 202V201H125ZM130 203H133V201H129ZM177 202H179V201H177ZM177 202H175V203H177ZM102 203V202H101ZM193 203V202H192ZM204 203V202H203ZM214 203V202H213ZM239 203V202H238ZM183 204V203H182ZM215 204V203H214ZM213 204V205H214ZM240 204H242V203H240ZM70 205V204H69ZM78 205V204H77ZM144 205V204H143ZM207 205H209V204H205V206H207ZM216 205V204H215ZM214 205V206H215ZM217 205H219V204H217ZM222 205V204H221ZM235 205H237V204H235ZM234 205V206H235ZM64 206V205H63ZM146 206V205H145ZM145 206H142V210H140V211H142L141 213H140V215L138 214L137 216H134V215H130L131 213H129V214H127L128 216H126L128 219L129 218H135V220H136V222L138 221L142 226L141 227H145V228H148V227H150V226H152L153 227V225H155V226H157V225H162V224H166V223H170V226H173V227H175V225H179L180 223L181 224H183V223H186L187 222V220H188V218L190 217L188 214H189V212L187 213L186 212V210H184V211H176L177 213H174V212H163V211H157V210H146V209H144L145 208ZM195 206H197V205H195ZM204 206V205H203ZM210 206V205H209ZM243 206V205H242ZM242 206H239L238 205V207L240 208V210L241 209H243V207ZM249 206V205H248ZM247 206V207H248ZM147 207V206H146ZM183 207H184V205H183ZM193 207V206H192ZM216 207H218V206H216ZM220 207V206H219ZM237 207V206H236ZM250 207V206H249ZM252 207H253V205H252ZM96 208H98V207H96ZM184 208H186V206L184 207ZM199 208H201V207H199ZM199 208H197L198 210H199ZM215 208V207H214ZM254 208V207H253ZM264 208V207H263ZM178 209V208H177ZM180 209V208H179ZM193 209V208H192ZM202 209H204V207L202 208ZM250 209V208H249ZM3 210V209H2ZM36 210V209H35ZM34 210V211H35ZM174 210H176V209H174ZM183 210V209H182ZM232 210H236V208L234 209H232ZM18 211H20L19 209H18ZM145 211V212H144ZM219 212H220V210H218ZM221 211H222V208H221ZM237 211H239L238 210V208H237ZM88 212V214L89 213H92L91 211H87ZM192 212V211H191ZM201 212V211H200ZM214 212V211H213ZM224 212V214H226L227 213V211H223ZM257 212V211H256ZM218 213V212H217ZM44 215H45V213H43ZM86 215H88L87 213H85ZM222 214V213H221ZM220 214V215H221ZM229 214H231V213H229ZM240 214V213H239ZM18 215H20V213L18 214ZM20 215V216H21ZM33 215V216H32ZM226 215H228V214H226ZM13 216V215H12ZM41 216V215H40ZM232 216V218H236L237 217V214L235 213V214H232L231 215ZM1 217H3V216H1ZM58 217H59V215H58ZM58 217H57V219H58ZM94 217V216H93ZM178 217H181L180 219L181 220H179L178 219ZM194 217V216H193ZM21 218V217H20ZM40 218V217H39ZM42 218V217H41ZM81 218H83V221L84 222H86V224H87V226H88V229H87V231H86V235H85V237H84V239L82 240H80V242L75 246V247H73V246H71V243L70 242H66L67 243V247H66V249H65V252L62 254V256L60 257V259H55V260H51L49 263L50 264H95L99 259H100V257L103 255L102 253H103V251H102V246H101V244L99 243V241H96V239H97V237H96V235H95V233L91 230V224L89 225L88 224V222L89 221H87V219H88V216H83V217H81ZM186 218V220L185 221H183L182 219H185ZM229 218H230V215H229ZM231 218V219H232ZM251 218V217H250ZM44 219V218H43ZM47 219V218H46ZM80 219V218H79ZM237 219V218H236ZM11 220H12V218H11ZM42 220V219H41ZM133 220V219H132ZM194 220V219H193ZM198 220V219H197ZM246 220V219H245ZM40 221V220H39ZM130 221H131V219H130ZM247 221V220H246ZM134 222V221H133ZM137 222V223H138ZM243 222V221H242ZM241 222V223H242ZM194 223H195V221H194ZM193 223V224H194ZM250 222H248V224H249ZM39 224V223H38ZM186 224H188V223H186ZM185 224V225H186ZM203 224V225H202ZM41 225V224H40ZM209 225V224H208ZM238 226V227H241V226H245V225H242V224H240V222H236L235 224H232V225H230V226ZM33 226V227H32ZM42 226H44V225H42ZM158 226V227H159ZM182 226H184V224L182 225ZM204 226H205V224L203 223V219L202 220H199L197 223H196V225H195V227H197V228H199V227H203L204 228ZM207 226V225H206ZM11 227H13V230H12V228ZM36 227V228H37ZM95 227V226H94ZM163 227V226H162ZM165 227H166V225H165ZM187 227H188V225H187ZM193 227H194V225H193ZM237 227V228H238ZM53 228V229H52ZM144 228V229H145ZM170 228V227H169ZM191 228V227H190ZM207 228H209V226L207 227ZM206 228V229H207ZM211 228H212V226H211ZM217 228V227H216ZM235 228V227H234ZM236 228V229H237ZM242 228V227H241ZM138 229V228H137ZM143 229V230H144ZM213 229H215V227H213ZM228 229V228H227ZM248 229V228H247ZM168 230V229H167ZM170 230H171V228H170ZM217 230H219V228L217 229ZM238 230V229H237ZM152 231V230H151ZM160 231H162V230H160ZM166 231V230H165ZM185 231V230H184ZM232 231V230H231ZM234 231H235V229H234ZM62 232V233H63ZM148 232V231H147ZM219 232V231H218ZM247 232V231H246ZM136 233V232H135ZM208 233V232H207ZM220 233V232H219ZM42 234V235H43ZM104 234V233H103ZM57 235V234H56ZM205 235V234H204ZM3 235L2 234H0V237H2ZM6 236V235H5ZM224 236V235H223ZM7 237V238H8ZM231 237V236H230ZM246 237V236H245ZM242 238V237H241ZM244 238V237H243ZM2 239H3V237H2ZM4 239H5V237H4ZM64 237L63 238H58V237H56V239H55V242H57L58 244H61L62 242H65L64 241ZM67 239V238H66ZM222 239V238H221ZM6 240V239H5ZM8 240V239H7ZM234 241V240H233ZM225 248V247H224ZM75 253H77V256L75 255ZM1 258V257H0ZM2 260H3V258H1ZM5 264V263H4Z\"/></svg>","mask_w":264,"mask_h":264},{"label":"snow or ice","instance_id":"snow-or-ice-1","mask_svg":"<svg viewBox=\"0 0 264 264\" xmlns=\"http://www.w3.org/2000/svg\"><path fill=\"white\" fill-rule=\"evenodd\" d=\"M8 0H0V14L3 16H9L8 9L4 6L5 3H7ZM16 4L25 5L29 8L33 7H40L41 11L47 12V10L43 7L42 4L38 5L37 0H14ZM61 2L64 4V8L71 14L72 12V6L70 3L67 2V0H61ZM198 4L200 3V0H197ZM243 2L247 5H252L255 7H258L262 10H264V0H243ZM203 15L208 18L212 19L213 17L217 16V13L213 11L207 4H203ZM224 23L227 28L232 29L233 31L237 29H242L245 32H259L264 33V14H258L256 12L251 11H244L241 9L229 7L227 9H224ZM178 15H183L182 12H178ZM187 19V17H185ZM190 23H192L190 21ZM29 29H32V25L28 24L26 25ZM118 27H125L123 25ZM35 31H40L38 28L35 29ZM200 31L202 32V29L199 28L198 25L194 26L193 28H184L183 34L188 35L190 32H196ZM200 39L203 41L206 39V37L201 36ZM169 43H176L173 40H169ZM179 47V43L176 45ZM60 63H65L68 65H73L74 61H62ZM251 64V62H248ZM243 75L241 77H226L225 79L228 80L229 83L236 84L239 86L240 89L244 91V94L242 96L243 99L248 100L250 97L253 96L254 90L259 89L261 95L259 97V100L261 102V116L264 117V72H259L257 74H254L252 71H248L247 69H242ZM79 128L84 127V123L81 122L78 126ZM12 131V128L10 125L5 123L4 125L0 126V136H3L5 132ZM210 134V128L203 129L198 135L205 136ZM182 155L177 154L176 156H173L169 158V162H178L180 159H182ZM180 193H177L179 195ZM129 199L135 200V197H129ZM186 203H190V201H185ZM129 211H131L129 209ZM96 217H93L95 219ZM262 236H264V233H261ZM253 240L256 239V237H252ZM262 245H264V240H261L260 242ZM230 249L223 251L220 254L212 253L209 258L204 259L203 261H197V264H246V262H252V264H264V254H262L261 249L258 248H250L245 244L243 247L240 244L229 242ZM213 248H218L219 245H217L215 242L212 244ZM185 264H187V261H185Z\"/></svg>","mask_w":264,"mask_h":264}]
</instances>
